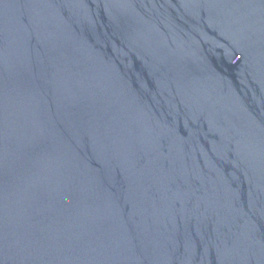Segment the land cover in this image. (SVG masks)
<instances>
[{"label": "water", "instance_id": "1", "mask_svg": "<svg viewBox=\"0 0 264 264\" xmlns=\"http://www.w3.org/2000/svg\"><path fill=\"white\" fill-rule=\"evenodd\" d=\"M0 264H264V0H0Z\"/></svg>", "mask_w": 264, "mask_h": 264}]
</instances>
